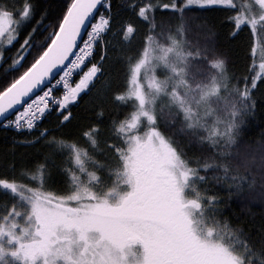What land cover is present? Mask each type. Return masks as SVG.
Segmentation results:
<instances>
[{"label":"snow or ice","instance_id":"obj_1","mask_svg":"<svg viewBox=\"0 0 264 264\" xmlns=\"http://www.w3.org/2000/svg\"><path fill=\"white\" fill-rule=\"evenodd\" d=\"M206 12L247 34L244 73ZM117 35L141 42L113 87L95 55ZM0 38L22 40L0 49V126L21 134L0 168V264H264V231L225 212L232 198L264 204V136L242 137L264 85V0H64L55 16L0 0ZM101 81L76 133L41 127L55 111L67 128Z\"/></svg>","mask_w":264,"mask_h":264},{"label":"trees","instance_id":"obj_2","mask_svg":"<svg viewBox=\"0 0 264 264\" xmlns=\"http://www.w3.org/2000/svg\"><path fill=\"white\" fill-rule=\"evenodd\" d=\"M37 5L38 13L41 11H47L50 16L58 14V10L62 7L64 0H34ZM205 15L215 25L214 27V42L215 47L222 51L230 60L232 70L237 74L245 72L246 65L248 63V39L247 34L237 39H231L229 37V28L224 20V14L221 12H206ZM47 23L42 24L34 35V39L37 43L43 41L47 34ZM203 40V37L200 38ZM0 49H7L9 56H13L18 49L21 41H17L13 46H8L3 38H0ZM140 38L131 44L125 43L118 35L109 36L103 46H98L96 49L95 60L99 62L100 55L106 50V75L105 78L112 82L113 87L119 86L122 82L124 59L126 55H132L138 50L140 45ZM102 45V44H101ZM27 59H30L28 57ZM23 63V62H22ZM258 64V60L256 61ZM104 88L103 81L97 84L90 94H83L82 99L79 100L72 108V114L74 119L72 124L67 128L57 127L60 119L57 112L53 111L48 113L43 121H41V127L51 130L57 139L61 136H71L78 131L77 126L90 122L93 119V112L101 100L98 98L100 92ZM256 98L259 101L256 113L254 117L244 125L242 137L250 144H258L261 137L264 136V85H260L257 88ZM107 107V101H104ZM112 114L109 113V116ZM20 133L15 129L0 126V168L6 163V158L11 159L10 153L15 151L13 137L19 139ZM18 151H25L21 147ZM31 155L32 149L27 150ZM225 212L230 215L234 220H239L241 226L246 228L256 239H259L261 231H264V204L255 202L245 206L244 203L232 198L228 205L225 207Z\"/></svg>","mask_w":264,"mask_h":264},{"label":"built area","instance_id":"obj_3","mask_svg":"<svg viewBox=\"0 0 264 264\" xmlns=\"http://www.w3.org/2000/svg\"><path fill=\"white\" fill-rule=\"evenodd\" d=\"M101 44L103 45V48H104V42H101ZM61 91H62L61 88H56V89H54V92H55L56 94H60Z\"/></svg>","mask_w":264,"mask_h":264},{"label":"rangeland","instance_id":"obj_4","mask_svg":"<svg viewBox=\"0 0 264 264\" xmlns=\"http://www.w3.org/2000/svg\"><path fill=\"white\" fill-rule=\"evenodd\" d=\"M4 42H5V40H4ZM1 43H2V42H0V45H1ZM257 51H259V49H257ZM258 63H259V60H258ZM74 105H75V104H74ZM72 106H73V105H72ZM72 106H71V107H72Z\"/></svg>","mask_w":264,"mask_h":264},{"label":"bare ground","instance_id":"obj_5","mask_svg":"<svg viewBox=\"0 0 264 264\" xmlns=\"http://www.w3.org/2000/svg\"><path fill=\"white\" fill-rule=\"evenodd\" d=\"M82 95H83V94H82ZM77 102H78V101H77ZM77 102H76V103H77ZM76 103H75V104H76Z\"/></svg>","mask_w":264,"mask_h":264}]
</instances>
